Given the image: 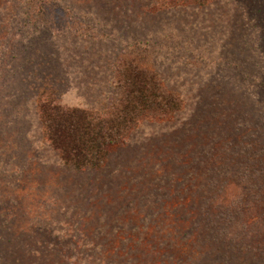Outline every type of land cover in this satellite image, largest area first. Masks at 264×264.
<instances>
[{
    "label": "rangeland",
    "instance_id": "obj_1",
    "mask_svg": "<svg viewBox=\"0 0 264 264\" xmlns=\"http://www.w3.org/2000/svg\"><path fill=\"white\" fill-rule=\"evenodd\" d=\"M123 54L179 109L63 165L37 90L97 108ZM0 264H264V0H0Z\"/></svg>",
    "mask_w": 264,
    "mask_h": 264
},
{
    "label": "trees",
    "instance_id": "obj_2",
    "mask_svg": "<svg viewBox=\"0 0 264 264\" xmlns=\"http://www.w3.org/2000/svg\"><path fill=\"white\" fill-rule=\"evenodd\" d=\"M190 1L201 4L209 0ZM126 58L119 56L114 67L116 98L106 103L103 97L97 108L61 103L51 84L37 90L36 108L45 140L63 165L97 169L105 162L109 148L124 142L146 115L166 116L179 109V94L169 90L156 71L137 57Z\"/></svg>",
    "mask_w": 264,
    "mask_h": 264
}]
</instances>
